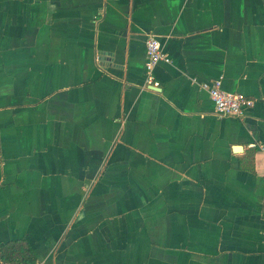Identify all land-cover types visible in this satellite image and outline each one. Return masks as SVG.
Wrapping results in <instances>:
<instances>
[{
    "label": "crops",
    "instance_id": "1",
    "mask_svg": "<svg viewBox=\"0 0 264 264\" xmlns=\"http://www.w3.org/2000/svg\"><path fill=\"white\" fill-rule=\"evenodd\" d=\"M219 77L241 117L215 113ZM13 241L35 264H264V0H0Z\"/></svg>",
    "mask_w": 264,
    "mask_h": 264
},
{
    "label": "built area",
    "instance_id": "2",
    "mask_svg": "<svg viewBox=\"0 0 264 264\" xmlns=\"http://www.w3.org/2000/svg\"><path fill=\"white\" fill-rule=\"evenodd\" d=\"M145 60L144 72L147 85H157L152 70L159 62H169V57L164 52L160 40L153 34H148L144 40ZM213 102L215 113L218 116L241 117L244 111L253 104V99L243 93L228 91L222 88L221 78L200 84ZM41 264V263H36Z\"/></svg>",
    "mask_w": 264,
    "mask_h": 264
},
{
    "label": "trees",
    "instance_id": "3",
    "mask_svg": "<svg viewBox=\"0 0 264 264\" xmlns=\"http://www.w3.org/2000/svg\"><path fill=\"white\" fill-rule=\"evenodd\" d=\"M25 247L20 245L18 242H11L7 245L1 244L0 245V264H35L34 257H30L28 255L19 257L18 254H26L22 251ZM26 250H29L26 248ZM20 252V253H18ZM4 262V263H3Z\"/></svg>",
    "mask_w": 264,
    "mask_h": 264
}]
</instances>
